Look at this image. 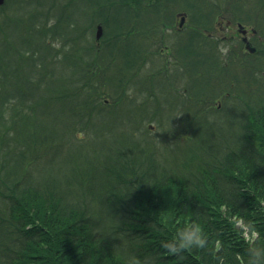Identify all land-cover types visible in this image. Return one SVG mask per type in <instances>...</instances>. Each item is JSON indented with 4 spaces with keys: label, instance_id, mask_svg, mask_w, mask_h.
<instances>
[{
    "label": "trees",
    "instance_id": "trees-1",
    "mask_svg": "<svg viewBox=\"0 0 264 264\" xmlns=\"http://www.w3.org/2000/svg\"><path fill=\"white\" fill-rule=\"evenodd\" d=\"M77 1L7 0L0 7V264H264V0H194L198 12L186 0H166L194 12L192 42L209 47L202 56L227 81L218 91L227 106L197 100L207 102L197 116L223 112L232 101L236 112L225 146L211 138L178 162L170 147L161 157L148 128L134 130L131 117L129 133L116 139L97 127L124 102L132 73L162 55L136 49L133 71L112 80L104 47L78 40L97 22L110 25L113 8L133 2L85 0L83 21L70 12ZM217 19L253 28L257 52L238 38L225 59V39L208 35ZM123 30L114 28L110 43L124 41ZM236 66L241 76H227ZM152 73L143 86L154 85ZM108 95L118 98L103 100ZM49 107L59 108V122L38 116Z\"/></svg>",
    "mask_w": 264,
    "mask_h": 264
},
{
    "label": "rangeland",
    "instance_id": "rangeland-1",
    "mask_svg": "<svg viewBox=\"0 0 264 264\" xmlns=\"http://www.w3.org/2000/svg\"><path fill=\"white\" fill-rule=\"evenodd\" d=\"M132 2L133 3L129 2L125 7V11L119 12L117 9L113 8V20L111 24L103 26L101 46L104 45V40L107 41L108 45L103 50V56L106 57V60H109L111 64L108 75L112 80L120 76L125 70L128 74L133 71L131 70L133 62L137 61L139 63L140 61L139 59H133V56H131L136 49L143 47H146L145 50L149 47L154 48L152 41L149 44V40L145 38L146 31L151 29L153 24H160L164 20L169 19V12L172 8H177V13L186 12L182 10L180 6L168 5L166 0H132ZM185 2L192 5L195 11H199V6L194 0H186ZM167 6H169V8L166 9L165 7ZM127 8H129L134 15H138L139 18L133 16ZM83 9H85V0H79L77 1V6L70 12L73 14L74 18L85 21L89 16L84 12L82 13ZM190 11L186 21L188 26L193 29L195 23L194 12L191 9ZM175 21L178 25L180 15H177ZM205 22L208 24L211 21L206 20ZM98 24L99 23H95L93 28H87V30H85L83 42L90 40L94 45L98 44L95 40L96 26ZM213 25L209 33H213L214 36L222 38L224 32L220 28L223 26L222 29H225V23H223L221 19H217ZM114 28L124 29L123 31L125 33L129 31L126 34L127 37L124 36V38L127 39L126 42H124L125 39L124 41L115 39L117 40L115 42L112 38L113 42L110 43L111 38L109 35ZM249 29L251 30L250 27ZM193 31L195 32V30ZM228 33L227 40L223 42L217 37L219 46L222 47L220 51H222L225 59L230 49L234 52L235 47H239V44H237L238 37L236 36V25L230 26ZM251 36L253 37L252 34H250V37ZM174 41H172L171 44L165 42V45L161 43L160 48L157 49L162 56L151 57L146 60L147 62L140 73H132L135 76L129 79V84L131 85H129V91L124 94V102L119 103L117 107L113 109L114 113H105L104 116L106 120L97 123V127L112 131L110 135L113 136L112 139H116L117 134H122L121 132H123L124 136L129 133L127 129L129 126V118L127 117H131L130 124L133 126L134 130L139 126L148 128L147 130L150 135L148 138L157 143L161 151V157H166L167 148L170 147L168 149L170 151L169 155H173L175 162H178L179 159L185 158L188 153L198 151V146L202 145L204 141L205 143L208 142L210 145L209 139L211 138L213 139V145L218 147L220 145L225 146L227 139H229V136H231L235 130L234 120L236 112L234 111L235 107L232 101L223 112L212 113L210 111H204L197 116L198 107L205 108L207 106V102H205V105L198 106L196 103L197 100H199V102H203L204 99L212 100L211 104L213 107L211 109L218 108L222 110V108L227 106L225 93H218L220 89L226 86L227 81L225 78L220 80V73L215 70H210L209 65L211 61L202 56L210 53L209 47H199V45L189 40L188 35L183 34L177 39L178 48L181 49V51H179L181 60L175 53L172 56L173 51L171 52V56L168 54L169 50L173 49ZM59 47L60 46H57V48ZM117 48H121L122 52L114 58L112 56V51ZM194 49H198L201 56L192 54ZM147 51H150V53L156 52L155 49ZM183 64L184 68H180L183 67ZM163 69L164 71L166 69V71L159 73V70ZM151 72H153L152 74L158 73L154 82L152 81L154 85L145 87L143 86V79L151 74ZM226 74L232 78H239L241 76V71L239 66H236ZM222 77L224 76L222 75ZM146 79V82L150 81V78L146 77ZM219 80L220 84L216 85ZM210 84H213L212 88L209 87ZM201 88L211 93V95L209 96V93L203 95L199 94L200 92H204L200 91ZM117 98L115 95H108L107 98H103V100ZM132 101L133 103H131ZM139 106L145 109L142 110ZM38 116L47 124L53 121L59 122L61 120L58 107L56 112L50 107L44 110L39 109ZM139 119L141 120L140 123L138 121ZM205 120L209 121V123L207 124ZM189 121L191 122L188 124ZM210 122H213L212 126ZM75 128L77 129V136H80L82 134L81 124L77 123ZM237 223L240 225V222ZM244 236L250 239L249 234H244Z\"/></svg>",
    "mask_w": 264,
    "mask_h": 264
},
{
    "label": "flooded vegetation",
    "instance_id": "flooded-vegetation-1",
    "mask_svg": "<svg viewBox=\"0 0 264 264\" xmlns=\"http://www.w3.org/2000/svg\"><path fill=\"white\" fill-rule=\"evenodd\" d=\"M183 14L186 16V19H187V14L186 13H182V14L178 13V15H180V21H179V24L178 25H177V23L170 22V21L169 22H163V23L158 24V26H159L158 35H159V37L162 36L160 38V42L161 43H165V41L168 40V43L171 44L172 41H174L177 37H179V36H181L183 34L188 35L189 38L191 37V35H192V28L191 27H188L187 21L183 25H181L182 18L184 16ZM176 19H177V17H176ZM153 27H154V24H153ZM221 27L223 28V26H221ZM222 28H220V29L223 30V32H224V37L223 38L226 39L228 37V34H229L228 33L229 29L228 28L222 29ZM151 29H149V30H151ZM166 30H167L168 33L166 32ZM145 35H146V37H150L152 35V32H151V34H149L147 32ZM173 46H175V41H174ZM172 51H173L172 56H173L174 53L176 55H179L178 49H176V50L175 49L174 50L173 49H170L169 52H168V54L170 56H171V52Z\"/></svg>",
    "mask_w": 264,
    "mask_h": 264
},
{
    "label": "water",
    "instance_id": "water-1",
    "mask_svg": "<svg viewBox=\"0 0 264 264\" xmlns=\"http://www.w3.org/2000/svg\"><path fill=\"white\" fill-rule=\"evenodd\" d=\"M5 2L6 0H0V6L3 5ZM184 21H185V17H183L181 25L184 23ZM238 32L243 35V42H245V46L247 50L251 53H255L257 51V48L249 41V38H248L249 30L244 25L239 24ZM102 34H103V27L102 25H99L97 34H96V37L98 40L101 38Z\"/></svg>",
    "mask_w": 264,
    "mask_h": 264
}]
</instances>
